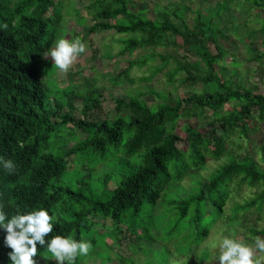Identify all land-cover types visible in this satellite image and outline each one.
Here are the masks:
<instances>
[{
  "label": "trees",
  "instance_id": "obj_1",
  "mask_svg": "<svg viewBox=\"0 0 264 264\" xmlns=\"http://www.w3.org/2000/svg\"><path fill=\"white\" fill-rule=\"evenodd\" d=\"M55 1L0 0V159H11L17 165L15 173L9 174L0 164V203L5 204L3 210L8 217L16 215L17 209L21 214L40 208L48 210L56 217L48 239L62 235L90 242L96 254L85 259L91 262L98 259L100 264L111 262L109 254L100 253L106 247L113 249L115 244L113 238L101 234L105 228L109 231L124 228L120 231V236L123 233L124 236L114 241L126 253L140 251L144 257L141 245L159 246L147 244V235L152 234L150 241L157 239L161 229L158 224L165 223L171 213L184 228L192 229L190 234L197 245L207 238L206 222H214L218 216L219 220L224 218L230 222L239 212L246 215L254 210L251 223L261 221L264 169L258 162L264 165V94L256 85L249 88L235 80L240 63L225 61L227 52L219 23L232 0L218 1L206 14L192 11L184 4L167 10L154 5L152 17L131 0H86V5L74 7L76 25L85 27L83 37L88 39L89 35L101 32L116 36L128 34L129 37L116 40L124 46L117 55L126 51L132 55L142 52L108 77L111 87L123 82L132 84L128 79L130 69L143 67L147 76L139 81L151 82L161 73L171 87V91L157 97L160 102L155 105L138 98L141 93L113 99L112 117L98 116L102 111L103 88L85 81L87 88L74 91L71 82L74 74H70L69 88L63 90L54 81L52 86L56 88L52 89L50 82L43 80L52 79L57 69L53 66L42 71L40 67L55 38L53 26L60 20V10L54 16ZM236 2L255 10L259 26L247 31L245 37L254 36L259 43L252 39L246 45V52L247 61L261 68L264 66V0ZM77 9L82 14L78 15ZM187 12L194 14L190 26L185 20ZM52 18L55 25L51 24ZM245 27L246 24L237 25L235 33ZM74 35L76 39L78 34ZM102 48H105L102 55L110 60L109 45ZM158 48L166 51L161 54L156 51ZM169 49L181 52L170 53ZM94 53L96 50H92V58ZM197 85L202 86L200 91L196 90ZM207 85L213 86L210 91L204 89ZM183 88L187 95L178 96L176 92ZM152 92L149 90L146 94L152 95ZM75 100L80 103V117L74 115ZM225 104H231L232 115L222 116L210 109ZM206 110H211L209 120L201 127L200 120L206 116ZM125 133L124 152L119 155V144ZM257 134L261 137L257 138ZM252 139L253 152L244 154ZM240 141L247 142L243 154ZM256 153L258 161L254 160ZM210 160L219 164L211 171L212 177L204 187V181L196 175L189 180L188 187L182 185L190 171L204 167ZM70 166L73 172L79 173L78 179L71 185H57L60 180L68 182L66 175ZM100 170H103L100 177L103 188L95 193L98 190L91 189L92 177L101 174L97 173ZM175 183L180 185L174 186ZM233 183L236 191L244 185L261 189L243 203H233L235 209L230 215L225 208L230 203ZM109 185L113 187L108 190ZM174 187L178 191L175 200L164 201L163 195ZM72 195L76 196V205ZM156 202L162 203L156 207V220L134 219L144 206ZM192 206V215H189L192 223H185L189 221L186 217ZM177 220L171 225L173 231ZM96 225L100 233L93 230ZM247 230L242 238L248 243L256 236L264 237V221L259 228L250 226ZM5 236L6 231L0 228V264H11L12 250L5 245ZM131 243L138 244L134 251L128 246ZM38 255L54 260L46 247L39 248ZM117 256L112 257L113 264H125V260L135 264L123 252ZM79 259L75 264H79Z\"/></svg>",
  "mask_w": 264,
  "mask_h": 264
},
{
  "label": "rangeland",
  "instance_id": "obj_2",
  "mask_svg": "<svg viewBox=\"0 0 264 264\" xmlns=\"http://www.w3.org/2000/svg\"><path fill=\"white\" fill-rule=\"evenodd\" d=\"M60 3V5H57V2ZM55 1V10L56 14L54 15L57 17L58 10H60V20L55 25V19H51V24L55 25L53 26V29L55 30V38L52 43V47H54L55 42L63 37L65 39L75 40L74 38L78 34L77 37L83 38L82 42L86 43V52L81 54V56L77 59V61L74 63L72 68L67 73H61L58 69L54 70V75L49 78L43 79L50 82V86H52L54 83H57L58 87L60 89H64L66 87L69 88L70 81L69 77L70 74H74L75 77L71 79L72 82V90H80L87 88L88 84H93L94 86L98 88H103V92L101 94L102 99V111L99 113V117H103L104 115H108L109 117L113 116V99L115 98H127V96H133L136 93H143L145 95H137L138 98L144 99V101L148 105H155L159 103V95L161 93H166L171 91V87H168L167 84L164 82V78L161 73H158L151 82H144L139 81V78H143L147 76L146 67H143L141 69L137 68H131L129 71V78L132 80V84L130 82H123L122 85L118 87H111L108 84V77L120 70H122L126 66L127 61H132L133 59H136L142 52H135L133 55L129 54L128 51L123 52L120 56L117 54L120 52V50L123 49V44H120L116 40H120V37L126 38L129 37L128 34H125L123 36H116L112 32H101L99 35H89L88 39L83 37L85 35V27L84 26H77L76 25V19H75V10L74 7H82L86 5L88 2L86 0H56ZM133 3H135L138 6V9H145L147 16L152 17V10L153 6L157 5V7L162 9H169L173 6H176L178 4L186 5L190 8V10L194 11L197 10L202 14L208 13L213 7H215V4L220 0H131ZM237 0H232V2L229 4V8L227 11H224L221 15L220 23H219V29L224 35L225 40V50L227 52V55L225 57V61L229 62L230 60H234L241 64L240 67H238L235 75V80L241 81L246 87L252 88L253 85H256L259 87V92L264 94V66L261 68H258L256 63L254 62H248V53L246 52V45L253 39L256 44L259 43V41L254 38H248L245 37L248 35L247 31L250 30H256L258 28V22L257 17L254 13V8L250 7L247 4L240 3L238 4L236 2ZM74 5H73V4ZM185 9V7H184ZM155 10L153 11V13ZM76 13L78 15L82 14L80 13L79 9L76 10ZM192 14L191 12H187L185 14V20L188 26L192 23ZM262 17L264 18V13L262 14ZM246 24V27L244 30L237 31L235 33V28L239 24ZM242 29V28H241ZM72 32V33H71ZM241 39V40H240ZM91 41V42H90ZM179 41V40H178ZM109 45V57H111L110 60H108V57L103 56V52L105 48H102L103 45ZM49 48V49H50ZM102 48V49H101ZM92 50H96V53H94V57L92 58ZM49 51V50H48ZM157 52L164 54L166 50L158 48L156 50ZM170 53H173L175 50L169 49ZM176 53L181 51H175ZM158 63V60H156ZM55 66L53 64V61L51 58H44L43 65L40 67L43 69L51 70L52 67ZM230 67L227 66V70H229ZM88 81V84L86 85ZM130 84V85H129ZM52 89H55V86H52ZM212 85L204 86V89L206 91H210L212 89ZM197 91H200L202 86L197 85L195 86ZM58 89V88H57ZM153 91L152 95H147L146 93L148 91ZM176 94L178 96H186L187 91L185 89H179ZM74 107L75 109L74 115L76 117H80V112L78 111L80 107V103L78 100L74 101ZM213 111L218 112L222 116H229L233 114L232 106L231 104H225L221 106L220 108H210ZM210 110V111H211ZM210 111L206 110V116H204L200 120V126L205 127L206 121L209 120ZM96 118V117H95ZM97 119V118H96ZM126 134V133H125ZM123 135L122 140L120 141V146L118 148L119 155L120 152H124L123 144L127 138V134ZM257 138L261 137L260 134L256 135ZM243 149L241 150V154L245 151V147L247 145L246 141H240ZM254 141L252 139L251 146L249 145V149L244 152L246 153H252ZM117 156L116 154H114ZM259 156L256 153L254 156V160L258 161ZM219 162L217 161H208L207 164H205L204 167L199 168L197 170H192L189 172V176L185 177L184 183L182 185H185V187H188L189 180H192L195 175L198 178H201L204 182L202 183V186L204 187L205 182L212 177L211 171L215 169L218 166ZM258 165L261 169H264V165H261L258 162ZM100 168V165L96 167L98 170ZM103 170H100L97 172L99 175L93 176L92 178V185L91 189L98 190L100 193L102 191V183L100 182V177ZM78 174L71 170V166L68 167L66 179L68 182H62L60 180L57 185L64 186V185H71L73 184L75 179H78ZM193 182V181H192ZM179 183H175L174 186H178ZM180 185V184H179ZM232 192H230V203L227 204L225 209H229L230 215L233 214V210L235 209L234 204H241L244 200L250 199L253 194L260 190L261 188H249L246 185L239 188L238 191L235 189V183H233ZM113 186H108L106 189H110ZM184 187V186H183ZM176 187L172 188V190L166 191V193L163 195L164 201H174L176 195L178 194V191L175 190ZM76 193H79L78 191H74ZM87 195V192H86ZM172 195V196H171ZM229 202V201H228ZM78 205H80L79 202H77ZM232 203V204H231ZM234 203V204H233ZM162 203L156 202L155 205L150 206H144L143 210L137 214L134 219L137 221H143L146 222L148 220V217H150L152 220L157 219V209L156 207L160 206ZM74 205H76V202H74ZM194 206V205H193ZM190 207L188 211V216L186 217L187 220L192 219L189 217V215H192V209ZM166 210V209H164ZM164 210H161L164 212ZM254 210L248 211V214L245 215L243 212H239L236 219L232 221H225V219H220L219 216L214 219V222H206L208 227V235L207 238L202 241L200 244H196L194 237L190 234L192 231L191 228H184L182 226V222L177 220V216L174 213L169 214L170 218L165 223H160L161 229L160 234H158L157 239L150 241V235L147 240V244L151 245L152 243L159 244L157 249H154V247L141 245V251L145 255L144 257L139 252L136 253H126V251L122 248H119V242L114 241L115 238H121L124 236V233L120 236V231H124V228H115L114 231H109L105 228V230L101 233L103 236H106L108 238H113V242L115 243L113 246V249L105 248L103 252L100 253V255L104 254L105 252L110 255L111 262L107 264H113L112 257H118L117 254L123 252V254L126 257H131V260L136 264H140L142 262V259L144 258V262L142 264H219L218 259H216L218 256V249L215 247V245L218 243L219 239L222 236H230L231 238H242L243 236L247 235L248 230L250 226H255L259 228L262 221H264V208L260 212V217L262 218L261 221L257 223H251L252 218L254 217ZM128 213L125 212V215ZM228 214V210L225 211V215ZM162 215V213H160ZM245 215V216H244ZM159 218V217H158ZM208 217L206 216L205 219ZM245 218L246 221H243ZM178 222L177 226H174L176 230L173 231L171 229V225L174 221ZM129 223L128 221H126ZM191 221H185V223H190ZM192 223V222H191ZM175 224V225H176ZM93 230H97L99 233L100 231L97 229V225L93 227ZM178 231V232H177ZM114 235V236H113ZM110 239H106L107 241H111ZM243 239V238H242ZM100 240V235L96 238V243ZM146 241V239H145ZM105 242V241H104ZM128 242V240H127ZM113 244V243H112ZM111 244V245H112ZM154 245V244H152ZM130 248H133L131 250H135L138 247V244H128ZM116 249V250H115ZM118 249L121 251H118ZM131 252V251H130ZM96 253L94 251L90 252V254L86 257H79V264H99L100 260L96 259L99 262H91V259H85L90 258ZM113 255V256H112ZM205 255L204 259L201 260L200 258ZM216 255V256H215ZM36 264H42V263H48L46 260H40L38 258H35ZM125 264H130L127 260L124 261ZM122 264V263H121Z\"/></svg>",
  "mask_w": 264,
  "mask_h": 264
},
{
  "label": "clouds",
  "instance_id": "obj_3",
  "mask_svg": "<svg viewBox=\"0 0 264 264\" xmlns=\"http://www.w3.org/2000/svg\"><path fill=\"white\" fill-rule=\"evenodd\" d=\"M7 27L5 24L4 28ZM86 47L79 37L75 40L61 37L44 54V58H51L61 73H67L86 52ZM0 164L9 174L15 173L17 165L13 160L0 159ZM75 199L76 196L72 195L73 203ZM4 207L5 204L0 203V228L6 231L4 242L12 250L9 253L11 264H36L35 258L46 260L47 264H55L54 260L56 264H75L78 257L88 256L92 251L90 242L78 241L72 236L56 235L48 239L54 230L56 217L46 209L24 214L17 209V214L9 218ZM41 247H46L54 260L38 255ZM215 247L218 249L219 264H264V237L256 236L252 243H248L242 238L222 236Z\"/></svg>",
  "mask_w": 264,
  "mask_h": 264
}]
</instances>
